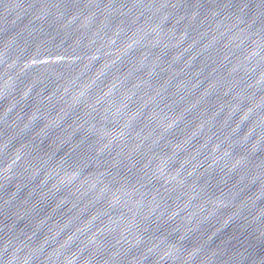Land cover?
<instances>
[{
  "label": "water",
  "instance_id": "water-1",
  "mask_svg": "<svg viewBox=\"0 0 264 264\" xmlns=\"http://www.w3.org/2000/svg\"><path fill=\"white\" fill-rule=\"evenodd\" d=\"M0 264H264V0H0Z\"/></svg>",
  "mask_w": 264,
  "mask_h": 264
}]
</instances>
